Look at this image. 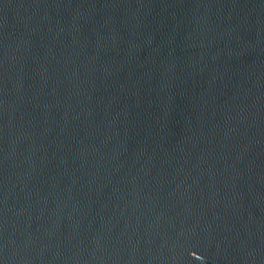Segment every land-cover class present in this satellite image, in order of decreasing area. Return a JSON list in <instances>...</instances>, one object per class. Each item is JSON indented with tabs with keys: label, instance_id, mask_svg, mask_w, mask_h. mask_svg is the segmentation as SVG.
I'll use <instances>...</instances> for the list:
<instances>
[{
	"label": "water",
	"instance_id": "1",
	"mask_svg": "<svg viewBox=\"0 0 264 264\" xmlns=\"http://www.w3.org/2000/svg\"><path fill=\"white\" fill-rule=\"evenodd\" d=\"M0 264H264V0H0Z\"/></svg>",
	"mask_w": 264,
	"mask_h": 264
}]
</instances>
